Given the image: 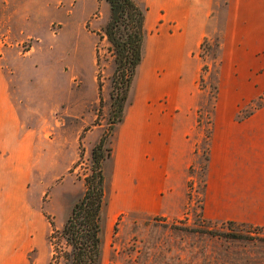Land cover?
<instances>
[{"label":"rangeland","instance_id":"1","mask_svg":"<svg viewBox=\"0 0 264 264\" xmlns=\"http://www.w3.org/2000/svg\"><path fill=\"white\" fill-rule=\"evenodd\" d=\"M7 1L0 67L14 126L33 143L11 157L0 143V199L21 188L0 204V264H64L62 229L108 127L110 9L105 0ZM135 2L146 17L143 61L104 166L100 264H264V0H215L188 74L173 62L185 49L165 54L182 31L179 8ZM156 81L158 99L148 95ZM189 86L195 97L185 100ZM141 120L151 143H129Z\"/></svg>","mask_w":264,"mask_h":264},{"label":"trees","instance_id":"2","mask_svg":"<svg viewBox=\"0 0 264 264\" xmlns=\"http://www.w3.org/2000/svg\"><path fill=\"white\" fill-rule=\"evenodd\" d=\"M105 1L109 5L110 20L104 34L115 56L108 127L92 148V172L85 180V191L62 229L61 234L71 248L64 264H100L101 213L106 195L104 166L111 157L110 138L124 122L130 91L143 61L145 11L135 0Z\"/></svg>","mask_w":264,"mask_h":264},{"label":"crops","instance_id":"3","mask_svg":"<svg viewBox=\"0 0 264 264\" xmlns=\"http://www.w3.org/2000/svg\"><path fill=\"white\" fill-rule=\"evenodd\" d=\"M160 1L165 3V5H167L166 7L167 10L170 9V5H172L174 9L179 8L180 10L181 19H179V23L181 24L182 31L180 34L176 35V37H172L173 39L171 38V40L167 38L166 45L169 44V47L167 48V52H165V54H169L168 52L175 54L176 51L178 52V50L180 49L181 50L185 49L183 58L182 59L176 58V61L174 60L173 62L174 65L178 66V68L183 70L185 69L186 74H188L191 71V69L195 66V62H194V65L190 67L189 55L191 51L197 50L198 44H200V42L202 41V38L204 36L203 33L204 27L207 23V20L210 18V15L212 14L213 3H215V0H160ZM6 2L8 1L6 0ZM2 48H3L2 40L0 39V61L2 58L1 55ZM192 76L195 75L192 73ZM188 85H190L189 82ZM149 86L151 92H149L148 95L152 98L158 99L159 95H161L162 92H160L161 87L159 88L157 81ZM176 88L179 90L183 89L181 85H178ZM189 91H190V86L186 87V89L183 91V98L185 100H191V98L193 99V97H195V92L190 93ZM178 94H180V92H178ZM15 113H16V109L12 102V98L10 97V94L8 92V83L6 82V76L2 67H0V143H10V144L12 143L11 145L10 144L8 145L10 148V150H8L9 157L15 156L17 152L23 148L28 149L30 144L27 143H33L31 140L30 142H28L31 136L29 132H25L24 134H21L22 132L20 126L19 125H17V127L14 126L13 114ZM142 119H149V113H147V115H145V117ZM123 123L120 125V128L123 126ZM11 128L12 131L19 132L17 137L13 141L6 140V133H9V131H11ZM144 129H145V120H141V122L137 124L133 129L127 141L129 143H151L148 142L149 140L148 134L144 135L142 133ZM155 137L156 135L154 136V138ZM162 143H165L167 147H170L171 152L174 151L175 149H178V146L175 144V142H173V138L170 140L169 138L165 137ZM135 146H136L135 147L136 150L138 151L139 150L138 145ZM2 154H0L1 157ZM171 158H180V155L173 152L171 154ZM17 175L11 172H6V173L2 172L3 180L5 179V176H7L8 177L7 180L12 179V180L20 181L21 175L19 176L18 173ZM5 189L6 188L3 189V193H2L3 195H2V199H0V204H4L3 196H5V194L15 195L16 192L17 193L20 192L21 188L17 189L16 187V189L15 188L12 189L13 191H8V192H5Z\"/></svg>","mask_w":264,"mask_h":264}]
</instances>
